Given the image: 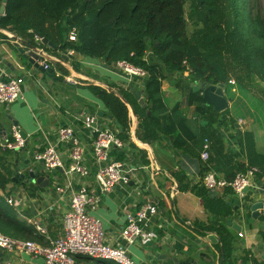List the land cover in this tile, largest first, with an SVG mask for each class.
Wrapping results in <instances>:
<instances>
[{
    "label": "crops",
    "instance_id": "crops-1",
    "mask_svg": "<svg viewBox=\"0 0 264 264\" xmlns=\"http://www.w3.org/2000/svg\"><path fill=\"white\" fill-rule=\"evenodd\" d=\"M0 33L3 34H0V75L17 76L7 65V62H12L16 69L20 68L15 56L18 44L15 36L32 42L37 36L30 37L2 28ZM39 47L45 51L52 72L49 74L31 68L29 72L33 81L25 80L23 96L11 104L0 105V119L4 125L0 129V138L12 137L15 120L18 121L17 128L26 134L25 147L0 149V168L6 165L12 178L1 194L7 201L12 198L13 203H8L15 208L20 219L36 229L35 238L23 240L46 245L50 240L62 237L71 197L85 185L97 198L96 206H90L88 210L101 221L105 241L112 246L127 247L138 264H190L195 260L199 264H221L222 257L224 264L221 233L228 239L231 250L227 264H264V214L254 218L251 210L254 202H264V192L250 189L245 197L231 189L212 193L203 183L199 159L174 147L166 134L159 133L154 139L142 138L140 133L144 132V128H139V117L143 115L140 107L143 105L133 91H145V77L128 74L117 62L87 57L69 47L62 49L59 46L58 50L45 45ZM147 57L153 63H160L151 51ZM189 79L190 76L185 73H175L164 79L162 96L168 108L176 104L180 106V113L189 118L193 131L198 133L199 122L205 125L208 121L202 123L205 120H197L195 107L184 100L187 97L184 84L200 81ZM92 85L113 91L126 102L132 117L128 138L121 134L120 125L91 89ZM226 96L229 100L227 108H230L236 98ZM227 108L220 113L215 126L224 136L227 150L234 155L235 161L244 163L247 168L256 166L260 169L257 183L263 184L264 121L259 123L252 118L253 122H249L246 117H234ZM84 111L98 114L102 123L117 129L124 141V146L115 148L112 154L130 170V179L128 183L116 184L109 192H102L96 179L98 165L93 158L91 134L79 121ZM100 112L104 115L101 116ZM65 125L74 127L85 147L84 164L89 170L88 175L66 172L70 159L63 145H59V150L64 168L48 172L43 163L35 160L37 152L50 143L58 142V130ZM19 170L23 173L33 170L37 172V177L47 173L52 183L31 186L18 177L21 176ZM58 184L64 185L66 191H58ZM154 202L159 206V214L154 216L148 229L153 230L155 236L146 240L137 239L133 244L126 243L122 232L129 224V215ZM229 218L241 229L229 224ZM36 223L45 231L38 230ZM211 235L218 240L211 239ZM7 260H17L20 264L44 262L41 256L0 248V264ZM74 260L75 264H119L81 254L76 255Z\"/></svg>",
    "mask_w": 264,
    "mask_h": 264
},
{
    "label": "trees",
    "instance_id": "trees-1",
    "mask_svg": "<svg viewBox=\"0 0 264 264\" xmlns=\"http://www.w3.org/2000/svg\"><path fill=\"white\" fill-rule=\"evenodd\" d=\"M189 1L190 16L201 25L191 34L188 33L187 0H0V7L4 3L6 6L5 13L0 14V28L30 37L35 35L32 31H37L62 49L69 47L84 56L104 58L108 62L126 60L143 68L147 72L148 99L146 107L140 106L143 115L139 117V128H144L140 136L154 139L159 133L166 134L174 147L200 160L202 177L214 170L232 179L247 167L235 161L227 150L224 136L215 126L222 112L206 102L202 91H191L188 82L185 83L187 104L195 107L197 120L208 121L205 125L199 122V132H194L189 118L180 113L179 105L168 108L162 96V81L175 73L188 72L189 80L227 83L236 88L238 84L230 83L226 72L223 61L226 52L244 64L247 73H257L264 81V8L251 10L249 0ZM224 2L228 9L226 19ZM73 29L77 31L76 41L69 40ZM150 51L160 63L148 59ZM90 87L120 125L121 134L128 138L132 117L126 102L104 87ZM262 91L264 94V87ZM231 98L235 96L232 94ZM251 105L258 108L255 103ZM257 110H260V120L264 121V99L260 100ZM205 138L211 143L207 161L200 157ZM11 180V171L2 165L0 229L12 237L35 238V227L21 220L1 194ZM220 235L224 264H227L231 250L225 234Z\"/></svg>",
    "mask_w": 264,
    "mask_h": 264
},
{
    "label": "built area",
    "instance_id": "built-area-1",
    "mask_svg": "<svg viewBox=\"0 0 264 264\" xmlns=\"http://www.w3.org/2000/svg\"><path fill=\"white\" fill-rule=\"evenodd\" d=\"M70 41L77 40V31L73 29L69 36ZM44 58L41 64L50 68L45 51L40 48ZM69 53H73L69 50ZM186 63V62H185ZM117 65L123 68L128 74L146 77L147 72L140 67L134 66L126 60L118 61ZM188 66V65H187ZM188 70L189 69L188 67ZM188 75V72H185ZM230 83L236 81L231 79ZM25 79L21 76L0 75V105H7L15 102L23 96V85ZM81 124L90 131L93 158L98 165L96 179L99 182L102 192L111 191L120 182H129V169L113 157V150L124 146L117 129L102 123L98 114L82 112L79 117ZM58 142L50 143L44 150L37 152L35 160L43 163L45 171L55 168H64V162L60 154L59 145H63L70 159L67 173H79L88 175L89 170L84 164L85 147L79 135L71 125L61 126L58 130ZM26 145V138L23 137L17 126L13 127L11 138H0V149L18 150ZM210 156V140L204 139L201 151V159L207 161ZM132 171V170H131ZM19 174L23 172L19 170ZM260 169L256 166H249L246 171H239L232 179L219 175L214 170H209L203 176V183L208 191L217 193L225 189H231L235 194L245 197L250 189L264 192V183H257ZM57 190L65 192L64 185H57ZM13 203V199H8ZM97 198L85 186L79 187L71 197L70 209L64 217V234L62 237L52 239L46 245L37 244L33 240H23L7 236L0 231V248L5 251H17L27 253L34 257L41 256L43 264H75L76 255H86L92 258L113 260L119 264H138L131 256L127 247L123 245L112 246L105 241V233L101 221L93 216L88 208L95 207ZM159 214L157 203L143 205L135 214L129 215V224L123 229L122 237L128 244H133L137 239H150L155 236L153 230L148 229L154 216ZM37 224V223H36ZM37 229L45 231L44 227L37 224ZM3 264H20L17 260H7Z\"/></svg>",
    "mask_w": 264,
    "mask_h": 264
},
{
    "label": "water",
    "instance_id": "water-1",
    "mask_svg": "<svg viewBox=\"0 0 264 264\" xmlns=\"http://www.w3.org/2000/svg\"><path fill=\"white\" fill-rule=\"evenodd\" d=\"M7 0H4L6 2ZM6 6L5 3L0 7V14L3 15L5 13ZM37 38L35 42L30 40H25L15 36V39L18 40V44L16 45L17 52H16V61L19 64L20 68L16 69L15 64L12 62H7V65L10 69L17 75L23 77L26 81L32 82L33 77L31 76L29 70L32 68L34 70H38L40 72L49 73L52 72V68H45L43 64H41V60L44 58L42 51L40 50L41 45L48 46L55 50L59 49V46L54 44L48 38L44 37L41 33L37 31H33ZM50 74V73H49ZM188 87L191 91H202L206 102L209 105H212L214 109L218 112H222L229 106V100L225 93V84H210L207 81H192L189 83ZM135 96L139 99L140 104L144 107L147 106L146 100L148 99V94L142 90H134L133 91ZM101 116L104 115V112L99 113ZM202 123H207V121H202ZM14 124L18 126V121H14ZM4 128L3 122L0 119V129ZM23 137L26 138L25 132L21 131ZM21 178L25 180V182L30 183L31 186L35 184H40L42 186L52 183V179L50 178L49 174H44L42 176L37 177V172L31 170L27 173H23ZM16 180V179H15ZM18 180V179H17ZM42 180L45 182L42 183ZM251 210L253 212L254 218H258L261 214H264V202L263 201H256L252 204ZM228 223L231 224L234 228L240 230L241 226L236 224L229 218ZM211 239L217 241L218 239L215 238V235L210 236ZM190 264H199L198 261H192ZM221 264H223V257L221 259Z\"/></svg>",
    "mask_w": 264,
    "mask_h": 264
},
{
    "label": "rangeland",
    "instance_id": "rangeland-1",
    "mask_svg": "<svg viewBox=\"0 0 264 264\" xmlns=\"http://www.w3.org/2000/svg\"><path fill=\"white\" fill-rule=\"evenodd\" d=\"M251 10L257 11L258 8L262 7L264 8V0H249ZM191 2L187 0L186 2V12L188 15V33L191 34L196 29L199 28L197 22H195V19L190 16V7ZM224 18L226 19L228 15L226 14L227 9V3L224 2ZM201 28V27H200ZM223 61L226 64V72L228 75L229 81L231 79L237 81L238 85L235 86L236 88H233L229 84H225L226 92L228 95L233 94L235 96L236 101L232 103V106L230 108H227V111L231 113L232 116H243L249 119V122H251L252 118L260 123V100L264 99V94L262 91V87H264V81L259 77V74L255 73V75H251V72L247 73L246 66L239 61L236 60L232 55L229 53H225L223 55ZM262 70H264V67L262 66ZM189 75V74H188ZM227 77V76H224ZM187 93V90H185ZM239 92V93H238ZM238 93V94H237ZM226 94V95H227ZM246 94V96H245ZM240 96V97H239ZM184 100H187L186 98ZM257 101V102H256ZM254 103L255 106H258V108H253L254 111H250V105ZM258 103V104H257ZM252 106V105H251ZM253 107V106H252ZM257 112L255 113V111ZM253 122V121H252Z\"/></svg>",
    "mask_w": 264,
    "mask_h": 264
}]
</instances>
